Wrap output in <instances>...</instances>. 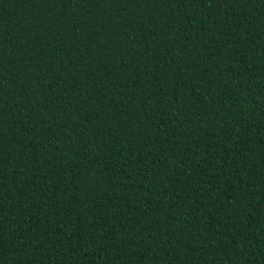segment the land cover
<instances>
[{"label":"trees","instance_id":"obj_1","mask_svg":"<svg viewBox=\"0 0 264 264\" xmlns=\"http://www.w3.org/2000/svg\"><path fill=\"white\" fill-rule=\"evenodd\" d=\"M0 264H264V0H0Z\"/></svg>","mask_w":264,"mask_h":264}]
</instances>
